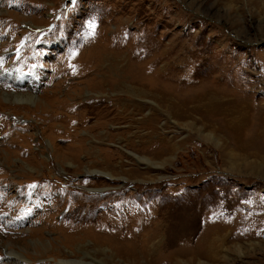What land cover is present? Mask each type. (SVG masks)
<instances>
[{"label": "rangeland", "instance_id": "rangeland-1", "mask_svg": "<svg viewBox=\"0 0 264 264\" xmlns=\"http://www.w3.org/2000/svg\"><path fill=\"white\" fill-rule=\"evenodd\" d=\"M139 47L159 52L138 62ZM109 49L123 75L179 102L209 90L264 103V0H0V72L29 79L0 80V264L8 247L16 264H264V174L223 166L217 128L146 94L73 97ZM28 88L32 103L6 101ZM224 224L205 256V231Z\"/></svg>", "mask_w": 264, "mask_h": 264}, {"label": "bare ground", "instance_id": "bare-ground-1", "mask_svg": "<svg viewBox=\"0 0 264 264\" xmlns=\"http://www.w3.org/2000/svg\"><path fill=\"white\" fill-rule=\"evenodd\" d=\"M33 28H38V27L35 26ZM116 47L118 48L120 47V45H117ZM170 50H171L170 52H172V49ZM133 51L137 52L138 62L143 61L144 59L147 61L148 57L145 58V56H147L149 52L151 54L152 52L153 54L155 52L156 53L159 52L158 48L155 51L144 47H139ZM114 52H112L109 49V51L104 50L99 54H95L93 57L94 59L92 58L93 64L88 66L85 65L84 71H86V73L88 72V75L91 76L92 78L90 79L92 80V82L95 83L92 85H88L89 83L87 82H89L90 80H86V79L84 80L83 78L84 83L77 84L79 88H76V91L78 90V92L75 91L73 93L74 98H78V97L81 98V94H82L81 92H83V90L85 89L89 90L90 88L91 91H96L95 95L98 96V99L94 101V103L96 104L105 103V102L107 103L106 100H108L107 98H104L105 94L103 95V93L98 91L105 92L106 90H111V91L114 90L121 93L122 91L123 92L125 91V93L130 97H132L133 99L139 98L142 94H146V96L154 97L158 99V105L160 107H165L166 111H169L170 113H173L175 115H179V113H181L180 111L182 110V108L186 106V112L189 111V113L191 114L193 113L199 114L202 117V119L205 120L206 123L210 124L213 127L212 129L214 131L215 128H217L221 132L220 134L222 135L220 136L221 139L219 140L215 139L212 132L209 134V136H211L214 143L218 147H220L221 150L220 158L223 163V166L227 167L228 170L236 172L238 174H248V173L251 174L254 172L258 174H264V103H262L263 101L261 102L252 101L250 98H248L249 95H246L244 92L243 95H241L240 92L239 93L236 92L227 93L225 91L208 92L209 90L208 91L203 90L201 91V93L193 92L192 95L186 96V99H182L179 102L174 98V96L170 95L168 92H165L168 90L162 86H161L162 88L154 87V86L153 88H151V86L148 83H146V81L142 82V81L130 79L131 76L130 78H127L125 75H123L122 72L123 62L121 55L123 51L121 49H118L116 50L117 52L116 54H114ZM160 55L161 57L155 58L157 62L165 58L167 53L161 51ZM128 58L130 60V57ZM175 59L178 61L179 57H176ZM100 64L103 65V67H105L104 70L100 68ZM181 64L182 61H180V65ZM14 73L15 72L13 71L8 73L0 72V80H4L8 82L9 80H11V83L13 84L14 82L16 84L14 85L18 87H21V85L22 87L26 86L29 79H27V77L23 74H20V76H18L19 75L18 73L16 74ZM14 79L16 81H13ZM262 83L264 85V80ZM247 87L248 86H246V89ZM142 89H144L145 91H142ZM27 90L28 91L26 93H13L12 95L6 93L5 99L6 101L13 100L20 103H32L35 98L34 94L32 93L30 88H28ZM243 90L245 89L243 88ZM116 95H118V93ZM87 101H83V102L86 103ZM114 101H116L117 103H122L121 99L119 98H115ZM38 103L42 104L43 102H40L38 100L36 105ZM137 110L140 111L139 108H137ZM147 120H146L147 122L145 123L148 122L152 123L150 127L153 128V122L155 120L154 114H152ZM170 143L171 142L169 140H166L164 138L156 140L155 150L152 152V154L160 159L165 158V156H163L165 150L172 148ZM251 157L255 159L262 158L263 160L262 161L260 160V162H257L256 160L251 161L249 160ZM166 159H164L161 164L159 163L153 165L155 166V168H160L161 166H163ZM7 160L8 159L5 160V163H8ZM65 165L71 166V163H69V165L68 164ZM26 167H27L26 169H28L27 173L31 175L30 173H33L34 171L29 166ZM86 172L88 174L95 173L94 171L91 172L86 171ZM258 207H260L259 213L264 215V206L263 207L258 206ZM254 225L258 227L264 226V218L262 217L257 219ZM226 229L227 227L225 224L223 227H217L212 225V227L210 226V228L205 231L203 235L204 236L203 239L206 240V245L203 248V250H205L204 253L205 256H208L209 249L212 246L210 238L212 237L219 238L220 235L226 231ZM251 231H252V235L256 234L255 228H253ZM36 244L41 245L42 242H36ZM45 247L46 245L42 246L43 250L45 249ZM20 250L23 251L24 249L21 248ZM7 251H8V255L10 256V259L4 261L6 264H16L15 258L18 260H27L23 256L24 253L21 251L18 252L9 247L7 248ZM60 262L65 264H93L94 261L86 262L83 261L82 259L79 260L73 259L67 261L64 260Z\"/></svg>", "mask_w": 264, "mask_h": 264}]
</instances>
